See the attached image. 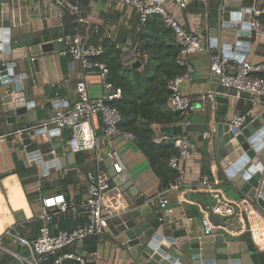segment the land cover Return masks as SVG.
<instances>
[{"label":"crops","instance_id":"1","mask_svg":"<svg viewBox=\"0 0 264 264\" xmlns=\"http://www.w3.org/2000/svg\"><path fill=\"white\" fill-rule=\"evenodd\" d=\"M74 2L80 4L81 13L88 19L87 22L79 23L78 15L69 9H64L63 15L59 16L54 0H10L12 27L7 35L13 43V48L26 50L27 67L20 61L16 73H25L27 77L22 80V90L19 92L16 91L14 83L11 86L0 87V104L1 96L6 94L8 88H12L15 99L20 101V106L26 108L24 116L27 119L22 124L44 131L42 138L51 145L49 152L45 153L47 155H44L46 159L57 158L60 153L70 151L69 129L60 133L54 127L45 130L41 125L56 111H67L72 108L77 99L78 80L81 78L86 80L92 97H100L107 93L97 70L83 69L78 62L69 58L70 56L60 54L63 48L58 47V39L81 33L90 44L104 46L109 41L114 43L116 48L117 45L127 47L132 55L137 51L140 35L145 26L141 24L136 10L123 2L114 0ZM209 2L210 0H165L164 3L186 29L197 33L205 43V50L187 57L194 67V75L192 80H186L180 85L181 92L193 99L195 111L175 125H155L157 134L160 135L175 136L183 133L190 135V157L184 163L186 184L182 189L185 200L180 199V191L167 192L170 204L165 220L160 221L159 194L165 189L160 175L136 139L106 135L99 117L94 119L98 146L94 151L78 153L77 173L68 166L58 169L56 166L36 165L37 157L34 156L38 153L20 160L12 146V140L19 137L15 136L20 132L19 125L15 124L14 132L10 133L6 124H0V243L4 247L0 250V262L21 264L14 253L28 255L26 248L20 245L15 237L9 235L8 231L29 239L37 238L45 224L42 218L44 196L63 193L79 208L76 212L69 210L54 214L53 219L47 222L52 234L59 230H71L85 222L80 206L86 202L90 194L86 173L99 167L107 176L113 178L116 174L114 163L117 160L111 154L112 149L118 152L125 172L120 182L114 183L105 196V204L108 207L106 228L114 222L113 210L118 211L125 206L131 210H142L154 219L155 226L164 223L166 228L179 229L184 228L185 223L190 224L189 234L192 237L219 236L227 233L221 228H217L211 234L205 232L203 209L207 207L210 210L215 202L209 187L203 185V182L207 181L213 188L219 190L224 198L238 204L235 218L237 224L245 223L247 227L254 228L252 233L236 235L235 239L264 247V216L224 181L223 170L218 163L214 147L215 118L219 122H231L235 116L249 112V120L252 123L264 111V107L247 105L244 99L227 94L219 78L211 72V56L219 53L217 48L210 44ZM242 4L243 7L259 8L264 11V0H243ZM151 30L156 37L149 47L150 50L153 53L155 51L157 57L166 56L175 48L173 31L163 26L161 18H154L151 21ZM250 42L235 51H228V54L233 59L243 58L251 63L264 62V37L252 35ZM48 44L51 46L44 50V46ZM152 57L151 54L143 55L137 60L141 61V66L136 68L143 67ZM34 60L38 62L39 68L34 66ZM125 62L126 60L124 65ZM130 66L133 67L132 64ZM186 121L189 122L188 125L185 124ZM179 125L185 126L186 129L176 130V126ZM205 133H208L207 137H204ZM116 201H121L117 207ZM216 215L212 218L209 216V219L217 225L223 220ZM66 250L82 255L97 252L98 255L91 264H145L144 259H135L129 248L117 243L114 236L108 232L102 236H92L82 242L73 243Z\"/></svg>","mask_w":264,"mask_h":264},{"label":"built area","instance_id":"2","mask_svg":"<svg viewBox=\"0 0 264 264\" xmlns=\"http://www.w3.org/2000/svg\"><path fill=\"white\" fill-rule=\"evenodd\" d=\"M57 13L62 16L64 9H69L78 15V22L84 23L88 19L83 17L81 6L74 0H54ZM130 5L137 12L141 24H145L150 16L159 15L164 25L172 29L174 33V44L180 48L181 58L178 60L180 66L184 68L183 73L176 75L169 81L171 95L168 105L173 112H180L187 117L195 111L196 106L193 99L184 95L180 90V85L186 80H192L194 67L187 60V57L197 52L205 50L203 38L197 33L186 29L164 5L165 0H114ZM263 9L251 8V27L253 36L264 37V22L261 19ZM64 44L60 54L72 57L83 69L97 70L101 82L107 93L100 97H92L89 94L87 82L81 78L76 83L77 99L71 109L67 111L58 110L49 116L41 125L45 130L56 128L60 133L66 129L70 130L68 141L69 150L72 153L91 152L98 146V137L94 127V119L99 117L103 123L106 135L110 137L121 136L126 139L135 140L131 132L120 128L122 114L117 107L111 104L112 101L121 98L122 87L116 86L110 79V68L102 60L105 48L100 44H90L86 36L81 33L64 36L58 39ZM122 51L126 60L125 64H134L142 58L140 52L135 51L132 55L125 46L117 45ZM34 59V58H33ZM211 72L216 75L221 86L227 94H234L239 99H244L247 105H262L264 107V62L251 63L247 60L233 59L227 55L213 54L211 56ZM211 96V94H209ZM249 112L239 114L230 122L231 126L240 129L246 128L250 124ZM189 124L188 121L185 123ZM208 133L204 134L207 137ZM1 139V138H0ZM166 140H172L177 152L170 155L168 162L172 169L176 171L173 181L162 191L160 196L159 220L164 221L168 206L170 204L166 193L172 190L180 191V199L185 200L182 189L186 184V169L184 163L190 157L191 140L188 133H183L176 137L172 135H160L154 138V142L159 144ZM55 153V151H53ZM112 156L116 158L114 169L116 175L113 178L107 176L99 167L89 170L86 173V180L89 188V197L81 204L82 214L85 219L83 224L77 225L71 230H59L52 234L49 230L48 221L53 219L54 214L78 211V206L70 201L65 194L55 193L42 198L43 213L45 221L41 227L39 236L29 239L26 236L18 235L16 232L8 231V234L15 237L19 244L26 248L28 255L22 256L14 253L21 264H44L51 257H55V264H64L66 260L75 261L77 264H91L98 255L93 252L90 255H82L67 251V247L73 243L84 241L88 237L102 236L105 234L106 220L108 218V207L105 204V196L113 187L114 183H119L121 176L125 172L124 165L119 159L116 149L111 150ZM203 185L208 186L214 198V204L210 210L204 208L203 223L206 234L213 233L217 228L225 230L228 234L236 236L243 233H252L254 228L247 227L245 223L237 224L236 210L238 204L223 197L222 193L213 188L207 181ZM222 218V223L213 224L209 219L210 212ZM184 229L189 232L190 224L185 223ZM4 249L0 243V250ZM0 264H5L0 262Z\"/></svg>","mask_w":264,"mask_h":264},{"label":"water","instance_id":"3","mask_svg":"<svg viewBox=\"0 0 264 264\" xmlns=\"http://www.w3.org/2000/svg\"><path fill=\"white\" fill-rule=\"evenodd\" d=\"M242 1L210 0L208 4L210 44L220 55L232 57L228 51L251 43V8L243 7ZM11 23L10 0H0V87L14 83L19 92L27 74H17L16 70L20 61L27 67L25 59L28 56L24 48H13L7 35ZM57 45L63 48V43ZM47 46L51 44L45 45L44 50ZM33 64L39 68L37 61L34 60ZM134 66H141V61ZM24 115L26 108L20 106L13 89L8 88L1 96L0 124H6L10 133L14 132L15 124L19 125L20 132L15 135L19 137L12 140L17 157L25 160L26 156L38 153L34 156L37 157L36 165L56 166L58 169L68 166L77 173L78 153L69 151L60 153L57 158L46 159L44 155L51 145L43 140L44 131L22 124L27 119ZM175 129L182 131L186 127L179 125ZM214 147L224 181L264 216V111L243 129L215 118ZM120 202L116 201L115 206ZM113 214L114 222L105 231L114 236L117 243L129 248L135 259H144L145 264H264V247L236 240L228 233L192 237L184 228H166L164 223L155 226L154 219L142 210L125 206L113 210ZM209 216L212 218L215 213L211 211Z\"/></svg>","mask_w":264,"mask_h":264},{"label":"trees","instance_id":"4","mask_svg":"<svg viewBox=\"0 0 264 264\" xmlns=\"http://www.w3.org/2000/svg\"><path fill=\"white\" fill-rule=\"evenodd\" d=\"M154 18H161L153 15L144 24V31L140 35V43L137 51L141 55L151 54L152 59L144 63L143 67L136 68L124 65V56L117 50L112 42L104 45L105 53L102 60L110 68V79L119 87H122L121 98L111 102L122 114L120 128L131 132L135 136L141 149L147 155L152 166L160 175L164 186L167 187L174 179L176 171L169 165L170 155L177 152L172 140H166L160 144H155L154 138L157 136L156 124L175 125L184 121L185 116L180 112H173L168 107V100L171 95L169 81L176 75L183 73L184 68L180 66L178 60L182 57L180 48L175 44L169 54L164 57L150 50L149 47L156 37L151 30V21ZM264 22V14L261 16ZM162 24L167 28L161 18ZM167 58L170 60H167ZM175 135L173 137H176ZM69 251V250H67ZM55 257H51L44 264H55ZM64 264H77L75 261L66 260Z\"/></svg>","mask_w":264,"mask_h":264}]
</instances>
